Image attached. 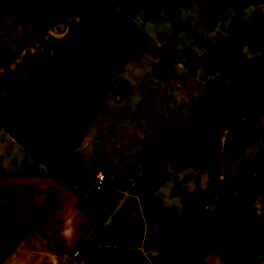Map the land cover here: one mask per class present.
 I'll list each match as a JSON object with an SVG mask.
<instances>
[{
  "label": "rangeland",
  "instance_id": "374dc122",
  "mask_svg": "<svg viewBox=\"0 0 264 264\" xmlns=\"http://www.w3.org/2000/svg\"><path fill=\"white\" fill-rule=\"evenodd\" d=\"M100 76L120 78L127 106L140 109L134 120L125 109L121 124L137 138L106 149L128 154L114 196L153 165L166 191L145 214L93 215L87 243L72 244L64 193L53 181L40 190L36 177L86 183V158L62 141V108ZM144 140L158 146L132 156ZM14 193L52 211L40 234L56 253L69 243L65 264H207L213 254L264 264V0H0V205ZM9 238L0 226V264L15 259L2 248Z\"/></svg>",
  "mask_w": 264,
  "mask_h": 264
},
{
  "label": "crops",
  "instance_id": "0c3cea01",
  "mask_svg": "<svg viewBox=\"0 0 264 264\" xmlns=\"http://www.w3.org/2000/svg\"><path fill=\"white\" fill-rule=\"evenodd\" d=\"M87 82H89V80ZM90 82L91 86L87 87V91L69 93L72 102L65 103L63 101L66 107L62 108L65 118L64 122L66 123V125L62 127V141L66 140V151L70 157L74 158L76 156V158H86L88 172L86 183L81 189L73 190L69 185L58 180L53 174L45 175L43 178L36 177L40 184V190L43 189V191H47L50 181H53L57 183L55 185L60 186V190L64 193L66 197L65 203L68 204L67 211L69 212L65 221V232L72 231V236L69 241V243L72 244L87 243V239L89 238L87 231H95L99 226L98 222L95 221L91 228L87 227L93 219V214L79 202V198L85 186L93 174L102 171L107 173L110 172L121 160L122 156H126L127 154L125 151L124 153L118 150L107 153L106 149L108 147L115 148V142L122 144V141H124L126 137L129 139V136H131L133 139L134 136H136L134 138H137L138 135L136 129L124 128L121 125L126 120L125 109L128 110L133 108L134 102L132 105L127 106L128 103L126 100L129 94L123 91V88L119 85L120 78L100 76L98 81L92 80ZM95 83H99L100 86L93 85ZM106 83H111V85H102ZM79 100H82V103H79ZM58 101L59 100H57V102ZM134 109L135 111L131 109L132 114L129 115V120H134V116L140 114L138 106H134ZM142 111L144 116L150 115L147 110ZM81 113L85 114L84 118L81 116ZM40 116L41 118H39L38 115L35 117L37 123L40 120H45L42 114H40ZM52 116H54V114ZM56 122L60 125L59 120H56ZM113 124H115V126H113ZM86 131L87 135L85 133L83 135L79 134V138L83 136L81 144H76L69 140V137H72L73 134H82ZM97 140L100 142L97 143ZM107 140L111 142L109 146L106 144ZM142 145L145 146L146 149L140 151L130 150L128 152H131L130 154L133 156V154L149 151L158 146L155 142L149 140H144ZM169 163H171V161H169ZM153 166H151L149 170L133 173L128 178V181H126L125 187L120 193L114 196L112 192V178L115 176L120 166L117 168V171L111 176L108 191L114 204V210L106 218L105 222L110 219L115 211L124 206L129 207L131 212L139 210L144 214L146 210H155L157 207L162 206L161 203L163 201L161 195L166 191L165 180L167 174L160 166ZM153 184H158L156 189L153 187ZM33 199V194H30L29 198H27L26 195L18 197L16 193H14L13 201L4 198L3 204L0 205V226L6 230L10 238L4 242L2 248L14 254L13 257L15 259L10 264H60L59 261L65 264L66 256L64 254L69 248V243H62L63 247L56 253V248H52L48 240L43 238L40 233L46 229L47 232H49L48 227H50L49 225L51 224L52 211L31 206ZM43 213H49L51 216L44 219V217L42 218ZM87 228H89V230H87ZM15 229L20 230V236L17 238L14 237L17 235L16 232H14ZM19 240L20 246H14L12 242H19ZM236 256L234 257V254L232 256L229 254L227 264H232L230 260L233 257L236 259ZM244 262H247V260ZM207 264L226 263L222 258L213 254V256L208 258Z\"/></svg>",
  "mask_w": 264,
  "mask_h": 264
},
{
  "label": "trees",
  "instance_id": "16d2710c",
  "mask_svg": "<svg viewBox=\"0 0 264 264\" xmlns=\"http://www.w3.org/2000/svg\"><path fill=\"white\" fill-rule=\"evenodd\" d=\"M118 168V164L114 166V168L108 172L109 181L105 184L102 190L97 193H92L88 196H85L86 188H84L79 202L85 207L91 214L96 216H101L105 213H112L114 210V204L112 202L111 197L108 194L109 191V183L111 176L115 173Z\"/></svg>",
  "mask_w": 264,
  "mask_h": 264
},
{
  "label": "built area",
  "instance_id": "2783aa9c",
  "mask_svg": "<svg viewBox=\"0 0 264 264\" xmlns=\"http://www.w3.org/2000/svg\"><path fill=\"white\" fill-rule=\"evenodd\" d=\"M108 181L109 177L107 172H97L93 174L87 185L85 196L99 192Z\"/></svg>",
  "mask_w": 264,
  "mask_h": 264
},
{
  "label": "water",
  "instance_id": "95a60500",
  "mask_svg": "<svg viewBox=\"0 0 264 264\" xmlns=\"http://www.w3.org/2000/svg\"><path fill=\"white\" fill-rule=\"evenodd\" d=\"M64 28H65L64 24H63V23H60V24H57V25L55 26V31H57V32H61V31L64 30Z\"/></svg>",
  "mask_w": 264,
  "mask_h": 264
}]
</instances>
